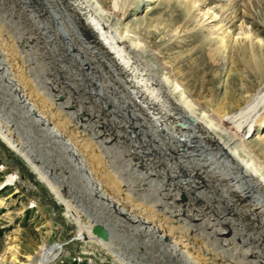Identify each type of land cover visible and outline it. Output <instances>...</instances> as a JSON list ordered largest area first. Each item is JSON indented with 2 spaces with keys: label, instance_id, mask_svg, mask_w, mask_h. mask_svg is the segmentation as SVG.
Listing matches in <instances>:
<instances>
[{
  "label": "rangeland",
  "instance_id": "rangeland-1",
  "mask_svg": "<svg viewBox=\"0 0 264 264\" xmlns=\"http://www.w3.org/2000/svg\"><path fill=\"white\" fill-rule=\"evenodd\" d=\"M98 1L112 25L122 34L129 32L127 35L130 34V39L140 44L139 54L154 67V72L170 81L174 98L181 100L183 96L186 97L199 114H205L214 122L244 107L264 87V0ZM249 35L251 40L247 39ZM41 38L50 44L40 46ZM55 38L61 39L59 42H62L64 50L57 49V43L52 41ZM82 38L88 43L82 41L81 46ZM90 39L79 26L75 15L60 0H0V54L3 58L6 54L11 57L19 73L24 76L20 80L23 87L29 90L31 86L43 101L44 98L50 100L57 112L62 138L71 140L72 135V142L76 140L82 148L85 147L83 149L96 160L98 168L103 167L104 175H110L117 183L119 190L116 193H122L129 202L141 203L145 208L144 214L157 217L158 213L161 215L165 210L154 204L158 199L156 194L137 179L142 174L138 172V160L134 156L138 148L142 150V141L129 140L132 145L126 154L132 164H129L130 167L122 158L125 156L123 147L126 141L115 140L117 133L114 132H107L105 137L94 132L93 129L100 128V122L92 116L81 121V117L71 113L66 104L51 98V92L45 88V81L34 66V54L43 55L52 50L66 66H80L93 74L92 62L82 51L89 48ZM75 46H79V55L70 52V48ZM79 71V75L86 73ZM88 75L86 73L85 77ZM54 77L58 78L55 72ZM102 83L106 85L105 81ZM84 91L88 95L92 92L86 85ZM158 94L161 95L160 91ZM104 96L113 101L111 107L117 108L116 101L121 98L119 93L108 90ZM8 100L16 101L11 98ZM125 107L124 113L127 111ZM103 110L98 111L105 113L106 119L111 121L112 116L107 117L110 113L107 115L108 111ZM5 112L0 108L1 118H6ZM137 121L138 117H134L133 122ZM143 127L147 128L145 125ZM117 128L123 130L120 125ZM23 131L9 116L4 125L0 123V190L7 185L0 191V264H37L42 254L53 246L60 250L54 252L59 257L51 264H136L138 254L129 244L125 245L124 239L111 240L116 233L114 222L111 223L96 205L86 199L75 194L66 196L64 193L67 188L62 180L56 177L50 163L38 159L34 150H37L36 141L28 137L26 132L23 134ZM231 133V148L238 151L248 163L256 164L264 174V121L248 139L235 131ZM124 135L128 141L127 133L124 132ZM13 138L18 142H15L18 149L22 146L30 151L34 164L17 152L15 144L12 145ZM146 173L154 175L150 170ZM95 184L99 185L96 180ZM249 195L252 198L248 199L259 197L252 190ZM188 203L186 205L191 207V203ZM148 207H152V212L146 210ZM172 208H169V214H172ZM211 213L207 212L203 217L212 220ZM181 215L182 218L172 220L175 233L184 234L188 231L189 236L200 240L199 243L202 241L203 247L199 249L201 260L211 263L216 257H223L224 261H230L226 264H254L235 253V249L243 247L242 244L237 247L227 242L223 244L222 238H218L219 243H216L207 225H197L187 214ZM224 216L239 231L257 232V228L248 225L244 219L236 222L235 215L226 213Z\"/></svg>",
  "mask_w": 264,
  "mask_h": 264
},
{
  "label": "bare ground",
  "instance_id": "bare-ground-1",
  "mask_svg": "<svg viewBox=\"0 0 264 264\" xmlns=\"http://www.w3.org/2000/svg\"><path fill=\"white\" fill-rule=\"evenodd\" d=\"M60 1L75 15L79 26L91 38L89 50L86 48L82 51L89 56L94 72L91 74L88 69L84 70L76 65L66 66L52 50L43 55L34 54V66L45 81V88L51 92V98L60 104H66L71 113H77L79 118L81 117V121L87 116H92L100 122V128L93 129L94 132L101 133L103 137L107 132H114L117 133L115 140L126 141L123 147L125 156L122 157L124 163L131 164L126 154L132 145L129 140L142 141V150L138 145V153L134 156L138 160V172L142 174L137 179L141 185H147L156 194L158 199L154 204L160 205L165 212L161 215L158 213L157 217L146 215L141 203L129 202L122 193H116L119 190L117 183L110 175H104L103 167L98 168L96 160L83 149L85 147L82 148L76 140L72 142V135L71 140L62 138L57 112L55 107L52 108L50 100L43 97V101L31 86L29 90L24 88L20 81L24 76L19 73L11 57L6 54L3 58L0 54V108L3 112L6 111V118H14L16 124L24 130L23 134L26 132L28 137L36 141L35 155L39 160L50 163L56 177L60 178L67 188L64 194H75L86 199L96 205L111 223L114 222L116 233L111 240L124 239L125 245L129 244L138 254L136 264L230 263L224 261L223 257H216L213 259L214 263H206L199 256V249L203 247L202 241H196L195 237L187 234L188 231L184 234L175 233L176 228L172 220L182 218V215H179L184 213L195 224L207 225L208 232L216 243H219L218 238H222L223 244L227 242L235 247L242 244L243 247L235 249V253L247 262L264 264V174L256 164L245 161L229 144V140H233L231 131L248 139L263 123L264 87L253 95L244 107L225 114L223 119L216 123L205 114H199L186 97L183 96L181 100L174 98L170 81L160 78L154 72V67L139 54L140 44L134 43L129 37L130 34L127 35L129 32L122 34L112 25L98 0ZM247 39L251 40V36H247ZM60 40H52L57 43L58 50L63 49ZM40 41V46L50 44L42 38ZM82 41L86 40H80L81 46ZM78 47L70 48L72 55H79ZM90 50L93 52L90 53ZM79 70L85 71L89 77H85L86 73L79 75ZM54 72L58 78L54 77ZM102 81H105L106 85ZM84 85L92 91L89 95L84 91ZM108 90L121 96L116 101L117 108L111 107L113 101L104 96V92ZM9 98L16 101L12 102ZM100 104L103 105L100 107ZM39 108L40 111L36 112ZM100 109L108 111L107 115L110 113L107 117L112 116V122L106 119L105 113L98 111ZM30 112L33 113L29 114ZM134 117H138L137 123L133 122ZM6 118L0 117V123L4 125ZM189 118H193L195 124L189 125ZM119 125L123 130H118ZM226 125L231 128L226 129ZM124 132L129 137L128 141ZM12 141V145L17 142L15 138ZM16 146L15 144L13 147L17 152L30 164H34L30 151L22 146L18 149ZM48 159L54 161L50 162ZM148 170L154 172V175H148ZM93 178L99 185L95 184ZM250 190L257 192L259 197L248 199L252 198L249 195ZM187 202L192 206L188 207ZM151 208L146 210L152 212ZM169 208H172V214L168 213ZM226 210V213L235 215L236 222L244 219L248 225L257 228V232L239 231V228L224 216ZM210 211L213 214L209 216L212 220L203 217ZM58 250L60 249L53 246L42 254L37 264H51L59 257L54 255Z\"/></svg>",
  "mask_w": 264,
  "mask_h": 264
},
{
  "label": "water",
  "instance_id": "water-1",
  "mask_svg": "<svg viewBox=\"0 0 264 264\" xmlns=\"http://www.w3.org/2000/svg\"><path fill=\"white\" fill-rule=\"evenodd\" d=\"M188 123H189V125H190V124H195V120H194L193 118H189ZM187 126H188V125H187ZM187 126H186V127H187Z\"/></svg>",
  "mask_w": 264,
  "mask_h": 264
},
{
  "label": "trees",
  "instance_id": "trees-1",
  "mask_svg": "<svg viewBox=\"0 0 264 264\" xmlns=\"http://www.w3.org/2000/svg\"><path fill=\"white\" fill-rule=\"evenodd\" d=\"M76 264V263H75ZM84 264H87V263H84Z\"/></svg>",
  "mask_w": 264,
  "mask_h": 264
}]
</instances>
